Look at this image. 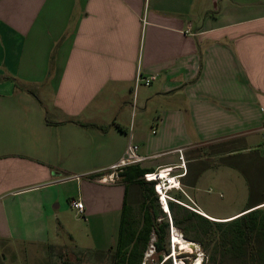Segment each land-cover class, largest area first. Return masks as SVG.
Wrapping results in <instances>:
<instances>
[{"label": "crops", "instance_id": "crops-1", "mask_svg": "<svg viewBox=\"0 0 264 264\" xmlns=\"http://www.w3.org/2000/svg\"><path fill=\"white\" fill-rule=\"evenodd\" d=\"M130 140L148 172L185 178L203 149L264 169V0H0V240L46 238L65 198L118 231L141 198L107 179Z\"/></svg>", "mask_w": 264, "mask_h": 264}, {"label": "rangeland", "instance_id": "rangeland-1", "mask_svg": "<svg viewBox=\"0 0 264 264\" xmlns=\"http://www.w3.org/2000/svg\"><path fill=\"white\" fill-rule=\"evenodd\" d=\"M159 108L165 109L166 105L159 103ZM146 129L145 139H147V133L151 131L150 125ZM163 139L162 142H159L155 146L154 151L168 152L171 149V146L168 145L169 141L166 142V138ZM142 144H145V140ZM227 149L230 148L228 147ZM210 152L212 153L210 150H202V157L205 160H198L192 163L190 167H187L188 175L185 178L183 177L186 169L185 164L184 169L182 168L183 163L180 164V161L176 167L172 166L174 168L180 167V169L171 172V175H183V178L177 179L179 180V184L177 180L171 183L173 181L170 176L167 178L170 179L168 183L165 180L163 182L160 180V185L163 189L173 186L171 189L166 190L169 197L176 204L180 202L186 209L188 207L197 208L199 206L206 214L219 220L218 218L232 216L235 212L245 208L249 202L264 197V169L262 167L258 168V165L255 164L251 157L250 164L252 167L245 174L234 170V165L237 166L245 163L247 157L226 156L223 158L212 155ZM139 153H143L142 149H140ZM179 153L181 152L176 151L175 153L161 154L154 157L150 163L157 164L167 160L177 161ZM145 164H149V162L147 161ZM164 167H169V165ZM162 168L163 166L155 167L153 171L158 173ZM167 184L170 185L168 186ZM134 190L132 192H134L133 196L135 198ZM67 199L65 198L61 201L58 220L50 219L48 221L46 238H40L41 240L34 242L11 241L12 243L0 240V264H64L65 261L69 264H112V254L117 240L119 218L117 217L105 222L103 226L99 225L97 228L93 222H87L83 216L75 214L74 211L66 210ZM140 199V194L138 193L136 204L132 207L130 213L131 218L136 221H139L141 218L138 204ZM158 204L163 212L159 202ZM180 214L181 216L179 217L181 218L183 212H180ZM166 218L170 221L169 214H166ZM232 219L234 218L222 219L220 221L224 222ZM181 227V230L173 227L169 228L165 250H168L170 255L168 256L166 252H163L161 254L162 262L171 256V264H174V261L175 264L176 261H181L184 264H193L197 260H201V264L206 259V254L199 242L201 240L203 244H206L208 241L205 240L201 230L195 224L183 222ZM184 232L187 234V237L184 236ZM174 234L183 236L193 244V247L183 251L176 245L174 251L172 240ZM154 240V235H151L141 264H158V254L154 252L153 247ZM209 250H212V247H209ZM219 261L220 264H239L235 260L227 261L226 258H221Z\"/></svg>", "mask_w": 264, "mask_h": 264}, {"label": "trees", "instance_id": "trees-1", "mask_svg": "<svg viewBox=\"0 0 264 264\" xmlns=\"http://www.w3.org/2000/svg\"><path fill=\"white\" fill-rule=\"evenodd\" d=\"M126 168V167H125ZM130 173H127V172ZM148 172L138 164L127 166L119 173L124 181L134 183L141 191L139 221L130 216V208L122 210L117 240L112 254V264H141L144 253L149 245L151 235H154V252L158 254V264H171L172 258L168 257L162 262V253L170 255L165 250L169 228L181 230L183 222H191L197 226L208 243L200 246L206 254V259L201 264H220L221 258L227 261H237L239 264H264V207H258L264 197L249 202L246 209L239 217L228 220H208L174 202H167L170 221L161 211L157 195L154 192L155 182H145L143 175ZM255 206V207H254ZM180 212H183L182 217ZM234 218V217H232ZM184 236L187 234L184 232ZM213 244V245H212ZM211 245V246H209ZM212 247V250H209ZM64 264H69L64 262Z\"/></svg>", "mask_w": 264, "mask_h": 264}, {"label": "built area", "instance_id": "built-area-1", "mask_svg": "<svg viewBox=\"0 0 264 264\" xmlns=\"http://www.w3.org/2000/svg\"><path fill=\"white\" fill-rule=\"evenodd\" d=\"M154 80V77L151 76V77H148V78H141V77H137L136 80H135V87L137 88L140 84L144 85V86H149L150 83ZM182 157H180L181 159ZM144 158H142L139 154H138V147L136 144H134L131 140L129 141L128 145H127V148L125 150V154L124 156L119 160V162L113 166H111L110 168V173L107 175V179L108 181H115L116 179L119 178V173L122 172V170L127 167V166H130V165H136V164H140L142 162H144ZM182 160V159H181ZM182 168L184 169V164L182 165ZM164 169H173L172 166L170 167H163L161 170H164ZM173 171V170H172ZM171 171V172H172ZM171 172H168L169 173V176L171 177V180L174 181V180H177L179 178H181L183 175L181 176H175V175H171ZM185 172H186V169H185ZM156 172L153 171L152 173H147V174H144L143 175V179L145 182H148V183H151V182H155V184L153 185L154 187V192L155 194L157 195V198H158V202L160 203V205L162 204V201L163 200V195L161 194V190H159V185H160V182L156 179ZM185 175V174H184ZM104 180V178H103ZM168 181L170 179H167ZM178 184H179V180H177ZM163 184V183H162ZM170 185V184H169ZM168 185V186H169ZM164 191V196L166 197L167 199V202L168 201H174L172 198L169 197L168 195V192L166 189L162 190ZM175 202V201H174ZM176 203V202H175ZM177 204L179 205H183L182 203L180 202H177ZM70 206L77 210L78 213H82L83 209H84V206L82 204V202L80 201H75V200H72L70 202ZM162 206V205H161ZM189 210L199 214V210L197 208H192V207H188Z\"/></svg>", "mask_w": 264, "mask_h": 264}, {"label": "bare ground", "instance_id": "bare-ground-1", "mask_svg": "<svg viewBox=\"0 0 264 264\" xmlns=\"http://www.w3.org/2000/svg\"><path fill=\"white\" fill-rule=\"evenodd\" d=\"M172 170L171 169H166V170H161V171H159L158 173H156L155 175H156V179L157 180H159V182H160V180L163 182L164 180H166L167 178H168V176H169V173L168 172H171ZM175 181V180H174ZM174 181L173 182H171V183H174ZM168 185V184H167ZM160 187H159V190H161V194L163 195V200L164 201H162V210H163V212H165V213H168L169 214V210H168V206H167V199H166V197L164 196V193H163V191L162 190H164L163 188H162V186L161 185H159ZM173 186H169V187H167L166 189H171ZM261 207H264V206H262L261 205ZM206 217H208V216H206ZM237 217H239V216H237ZM237 217H235V218H237ZM208 218H210V217H208ZM234 218V219H235ZM211 220H216V219H213V218H210ZM174 232V231H173ZM176 232V231H175ZM178 234V233H177ZM172 240H173V247H174V251H175V249H176V245L177 246H179V249L180 250H189L190 249V247H191V245H193L190 241H188V240H186L183 236H179V235H173L172 236ZM175 253V252H174ZM148 254V253H147ZM200 261L201 260H197V261H195L193 264H200ZM176 264H184L183 262H178V261H176Z\"/></svg>", "mask_w": 264, "mask_h": 264}, {"label": "water", "instance_id": "water-1", "mask_svg": "<svg viewBox=\"0 0 264 264\" xmlns=\"http://www.w3.org/2000/svg\"><path fill=\"white\" fill-rule=\"evenodd\" d=\"M259 205H261V204H259ZM259 205H256V206H259ZM255 207V206H254ZM213 221V220H212ZM191 247H193V245H191Z\"/></svg>", "mask_w": 264, "mask_h": 264}]
</instances>
